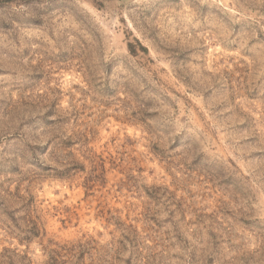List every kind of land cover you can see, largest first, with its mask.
Segmentation results:
<instances>
[{"label":"rangeland","instance_id":"obj_1","mask_svg":"<svg viewBox=\"0 0 264 264\" xmlns=\"http://www.w3.org/2000/svg\"><path fill=\"white\" fill-rule=\"evenodd\" d=\"M0 264H264V0H0Z\"/></svg>","mask_w":264,"mask_h":264},{"label":"trees","instance_id":"obj_2","mask_svg":"<svg viewBox=\"0 0 264 264\" xmlns=\"http://www.w3.org/2000/svg\"><path fill=\"white\" fill-rule=\"evenodd\" d=\"M130 47H131V46H129V48H130ZM141 49H142L143 52H146V49H144V48H141ZM130 52H131V53H134L132 50H130Z\"/></svg>","mask_w":264,"mask_h":264}]
</instances>
